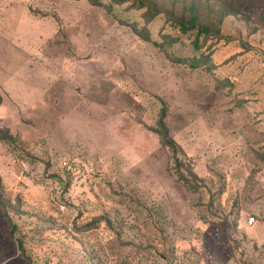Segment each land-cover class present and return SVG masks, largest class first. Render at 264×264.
<instances>
[{"label":"rangeland","instance_id":"1","mask_svg":"<svg viewBox=\"0 0 264 264\" xmlns=\"http://www.w3.org/2000/svg\"><path fill=\"white\" fill-rule=\"evenodd\" d=\"M233 1L194 50L129 3L0 0V264H264V0Z\"/></svg>","mask_w":264,"mask_h":264},{"label":"trees","instance_id":"2","mask_svg":"<svg viewBox=\"0 0 264 264\" xmlns=\"http://www.w3.org/2000/svg\"><path fill=\"white\" fill-rule=\"evenodd\" d=\"M91 4L96 6H105L108 10H112L116 6H122L129 3V7L141 9L145 21L149 22L157 16H163L173 28H176L179 34L193 35L192 45L194 50H198L203 46L206 38H221V24L229 15H238L243 13L244 3H235L233 0H89ZM131 5V6H130ZM169 39V44L178 41V38H172L164 35ZM209 55L204 60L207 61ZM192 66L198 65L199 59L193 58ZM155 132L159 135L163 146L168 147L172 151L174 165L178 169L179 178L187 184L189 178L194 180L196 175L190 171L181 170L184 162L179 157V147L174 140L170 138L168 129L164 123V112L158 120V128ZM191 175V176H190ZM193 185V181H191ZM13 233V231H11ZM20 251L23 253L22 242L17 241Z\"/></svg>","mask_w":264,"mask_h":264},{"label":"built area","instance_id":"3","mask_svg":"<svg viewBox=\"0 0 264 264\" xmlns=\"http://www.w3.org/2000/svg\"><path fill=\"white\" fill-rule=\"evenodd\" d=\"M63 164H65V162H63ZM254 220H255L254 217L253 216H250L248 218V220H247V223L250 224V225H252L254 223Z\"/></svg>","mask_w":264,"mask_h":264}]
</instances>
